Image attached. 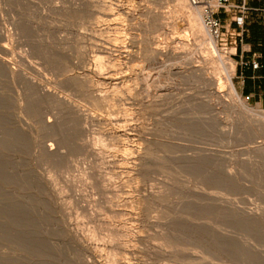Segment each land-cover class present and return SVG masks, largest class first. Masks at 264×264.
<instances>
[{"label": "rangeland", "instance_id": "rangeland-1", "mask_svg": "<svg viewBox=\"0 0 264 264\" xmlns=\"http://www.w3.org/2000/svg\"><path fill=\"white\" fill-rule=\"evenodd\" d=\"M188 20L174 0H0V50L58 95L0 69V264H264V130L221 65L214 87L197 69Z\"/></svg>", "mask_w": 264, "mask_h": 264}, {"label": "bare ground", "instance_id": "bare-ground-1", "mask_svg": "<svg viewBox=\"0 0 264 264\" xmlns=\"http://www.w3.org/2000/svg\"><path fill=\"white\" fill-rule=\"evenodd\" d=\"M177 4H178V6H179V9H181V10H185V12H186V15H187V17H188V22L190 21V26L192 27H190L192 30V32H193V35L196 37V40L198 41V42H205V43H207V45H208V48H209V53H207V54H202V55H200L199 56V62L201 63L200 65H199V67H197V69L201 72V74L204 76V79H206V80H208L207 82H209L213 87H214V85L216 84V82H217V79L218 78H216V77H214L215 76V74L214 75H211V76H209L208 74H207V72H210V71H207V69H206V67H207V65H211L213 62H217L219 65H221V68H222V70H224V72H225V80H226V83L229 85V88H230V92H231V94L233 95V97L237 100V101H239L240 102V105L243 107V108H245L246 110H248V111H252V113H254V115L256 116V117H254V121L256 122V123H258L259 124V126H260V128L261 129H263L264 130V111L263 110H261L260 108H257V109H255V110H252L253 108L250 106V105H248L246 102H244V101H242V99H241V97H240V95H239V93L236 91V89H235V87L233 86V83H232V74H231V68L229 67V65H228V61L226 60V58H224L220 53H219V50H218V47H217V45H216V42H215V37H216V35L209 29V27L203 22V15H204V13H203V11H202V8L200 7V6H195V5H192L191 3H190V1L189 0H174ZM104 9V8H103ZM110 9V8H109ZM106 13V12H105ZM178 42H179V44H180V48H182V49H186L187 51H189V47H190V43H189V41L188 40H184V39H179L178 40ZM115 46V45H114ZM125 46V45H124ZM108 47V46H107ZM1 50H0V69L1 70H3V72H5V76H3V77H5V78H7V77H9V78H7V79H12V81L14 80V79H16V78H18V79H20L21 81H23V82H25L26 84H28L31 88H34V89H36V90H38L39 92H41V93H43L44 95H50V97H58V95H57V93H55V91H51V89H49L47 86H49V85H46V84H44V82H42V81H39V80H36L35 79V75H33L34 77H29L28 75H27V73H25V69H27V68H25L26 66V64H25V61H24V57H22V55H21V57H19V58H16L13 54V52L12 51H9V49L10 48H8L7 47V45L6 44H2L1 45ZM104 48H106V47H104ZM108 48H110V47H108ZM115 48H117V46L115 47ZM111 50H112V47H111ZM114 50V49H113ZM115 50H117V49H115ZM166 50H168L167 48H166ZM108 51V50H107ZM154 51L155 52H157V53H159V54H161V53H163V51H162V49L160 50V49H158V48H155L154 49ZM12 52V53H11ZM108 52H110V51H108ZM188 53V52H187ZM8 55L10 56L11 55V57H8ZM19 55V54H18ZM15 60V61H14ZM13 64H15V65H13ZM23 66H25L24 68H23ZM208 68V67H207ZM213 70V69H212ZM213 72H214V70H213ZM216 72H217V70H216ZM1 73V72H0ZM29 73H31V72H29ZM4 74V73H3ZM111 74V73H110ZM113 74V73H112ZM213 74V73H212ZM2 75V74H1ZM31 75H32V73H31ZM217 75V74H216ZM112 76V75H111ZM37 78V77H36ZM1 79V78H0ZM91 80V79H90ZM111 80V79H110ZM221 79H219V81H220ZM11 81V82H12ZM86 81V80H85ZM92 81V80H91ZM95 82V81H94ZM1 84H0V88H1V85H2V82H0ZM90 83V82H89ZM221 83V82H220ZM220 83H218V86L217 87H215V88H213V94L217 97V98H219V99H223L224 97L223 96H225L224 95V93H223V91H222V88H221V84ZM49 84V83H48ZM92 85H93V83H91V88L90 89H88V90H90V92H94V88H92ZM2 87H4V85L2 86ZM11 87V86H10ZM85 87V86H84ZM89 88V87H88ZM1 89H3V93H4V89L6 90V88H1ZM0 89V90H1ZM53 89V88H52ZM8 90V89H7ZM11 90V89H10ZM54 90V89H53ZM2 91V90H1ZM97 91V90H96ZM99 91V90H98ZM95 93V92H94ZM109 93V92H108ZM6 94V93H5ZM99 94V93H98ZM106 94V93H105ZM61 96V95H60ZM91 96H92V94H91ZM98 97H100V99H101V101L103 100H105L106 99V95L104 96V95H101V94H99V95H97ZM53 97V98H54ZM114 97V96H113ZM225 99V98H224ZM223 99V100H224ZM66 100V99H65ZM69 100V99H68ZM222 100V101H223ZM235 100V101H236ZM59 101V100H58ZM100 102V101H99ZM103 103V102H102ZM101 104V103H100ZM105 104V103H104ZM14 105V104H13ZM230 105H232V104H230ZM239 105V103H238V106H240ZM71 106V113H73L74 112V116H78L79 118H81V120L82 119H84L85 118V114L82 112V110H80L75 104H71L70 105ZM233 106V105H232ZM231 106V107H232ZM240 106V107H241ZM235 107V106H234ZM1 110V109H0ZM2 114H3V112H2ZM49 117V116H48ZM73 117V116H72ZM77 117V118H78ZM3 118V117H2ZM85 120V119H84ZM84 120H82V121H84ZM74 121V120H73ZM75 122V121H74ZM47 123L48 124H52L53 123V120L52 119H47ZM54 124V123H53ZM77 129V128H76ZM75 129V130H76ZM84 131H85V129H84ZM83 131V132H84ZM119 134L122 136H125V137H128L129 136V132H127V131H125V130H122V131H117V134L116 135H118V137H120L119 136ZM63 137V136H62ZM83 139V138H82ZM87 142V141H86ZM88 143V142H87ZM3 147V146H2ZM45 148H46V151L47 152H54L56 149H57V147H56V143L55 142H50V143H47L46 144V146H44ZM7 150V149H6ZM1 154V153H0ZM49 183H51V182H49ZM50 185V184H49ZM51 186H53L52 184H51ZM50 186V187H51ZM51 190H53V189H51ZM52 193H53V191H52ZM55 193V192H54ZM53 193V195H55ZM57 196V195H56ZM222 196V195H221ZM56 199H58L57 197H55ZM235 201V200H234ZM234 203V202H233ZM60 206V205H59ZM14 210V209H13ZM248 211V210H247ZM69 222V221H68ZM68 224V223H67ZM72 224V223H71ZM70 224V225H71ZM64 225H66V222H65V224ZM69 225V224H68ZM66 228H67V225H66ZM71 229H72V226H71ZM71 231V230H70ZM73 231V230H72ZM78 233V231L76 232V234ZM74 232H73V236H74ZM72 235V234H71ZM75 237V239H76V235L74 236ZM71 238V237H70ZM74 239V238H73ZM72 239V240H73ZM75 239H74V241H75ZM78 239V238H77ZM81 239V238H80ZM79 239V240H80ZM86 239V238H85ZM85 239H83V237H82V240H81V245L82 246H84V247H87V246H89L87 243L89 242L88 240H86L87 242L85 243ZM78 240H76L75 242H77ZM79 244V243H78ZM90 244V243H89ZM74 245V244H73ZM80 245V246H81ZM92 245V244H91ZM92 247V246H91ZM92 249V248H91ZM92 251H93V249H92ZM91 251V252H92ZM95 255V254H94ZM208 263V262H207ZM218 263V262H217ZM213 264V263H212Z\"/></svg>", "mask_w": 264, "mask_h": 264}, {"label": "crops", "instance_id": "crops-1", "mask_svg": "<svg viewBox=\"0 0 264 264\" xmlns=\"http://www.w3.org/2000/svg\"><path fill=\"white\" fill-rule=\"evenodd\" d=\"M215 16L234 43L236 79L240 93L264 107V0H229ZM252 61L258 63L253 67Z\"/></svg>", "mask_w": 264, "mask_h": 264}, {"label": "built area", "instance_id": "built-area-1", "mask_svg": "<svg viewBox=\"0 0 264 264\" xmlns=\"http://www.w3.org/2000/svg\"><path fill=\"white\" fill-rule=\"evenodd\" d=\"M192 5L200 6L204 13L203 21L209 27V29L216 35V37L226 36L222 31L220 21L215 16L219 9H226L229 4V0H189ZM253 67H258L256 61H252Z\"/></svg>", "mask_w": 264, "mask_h": 264}]
</instances>
